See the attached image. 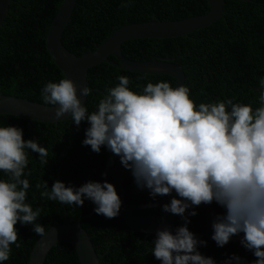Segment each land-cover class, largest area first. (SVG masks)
Masks as SVG:
<instances>
[{"label": "trees", "instance_id": "1", "mask_svg": "<svg viewBox=\"0 0 264 264\" xmlns=\"http://www.w3.org/2000/svg\"><path fill=\"white\" fill-rule=\"evenodd\" d=\"M224 1L223 18L211 26L176 39L126 42L121 48L123 57L135 62L174 59L172 63L184 71V86L190 89V99L197 106L232 99L234 103L251 105L253 109L259 107L260 82L264 80V0ZM62 2L12 1L0 29V95L54 106L44 104L41 89L48 82L58 83L64 79L46 46L50 23ZM208 11L205 0H78L62 43L69 52L80 57L96 50L123 26L180 21L202 16ZM110 61L115 59L110 58ZM119 76L128 77L129 89L138 94L143 93L148 83L167 82L171 87L175 84L168 76L142 75L100 64L88 72V87L92 94L87 97L85 107L89 113L96 110L107 89L119 84ZM7 126L22 129L25 141H37L48 151V163L42 165L38 153L25 150L28 163L22 178L28 179L30 184L25 202L33 210L41 209L35 223L41 224L46 232L65 220L67 224H75L90 215L94 207L87 199L83 206H72L41 196V191L50 190L56 181L74 189L89 181L113 184L115 156L106 147L102 146L97 154L82 144L85 130L90 125L84 121L77 127L71 118L49 124L0 116V127ZM0 180H9L8 174L0 171ZM41 182H45L48 189H37L36 185ZM124 190L125 200L131 205L143 206L164 198L152 199L147 189H139L129 170L125 175ZM212 206L218 216L226 214V210L215 202ZM194 211L197 214L188 216L187 227L198 240L206 241L207 213L200 209ZM163 213L161 206L135 215L160 216ZM181 226H184V220L179 216L175 220V230ZM82 227L101 258L100 264H161L151 254L155 238L128 230L118 217L108 219L94 212L91 218L82 222ZM15 228L17 243L21 246L10 245L9 259L0 264H29L34 245L41 237L35 234L32 225L18 222ZM201 250L220 264L229 261L234 254L244 257L247 261L244 264H254L256 260L253 252L241 243L218 247L216 243L206 241V246H198L200 253ZM44 264H79V260L72 247L57 245L49 252Z\"/></svg>", "mask_w": 264, "mask_h": 264}, {"label": "clouds", "instance_id": "2", "mask_svg": "<svg viewBox=\"0 0 264 264\" xmlns=\"http://www.w3.org/2000/svg\"><path fill=\"white\" fill-rule=\"evenodd\" d=\"M124 6V5H122ZM119 84L106 90L95 111L89 113L79 97H89L91 89H78L71 79L48 82L41 89L43 102L56 106L55 119L66 114L79 127L86 121L82 144L95 153L106 147L120 158L137 187L150 197L175 192L179 198L162 205V211L184 220L173 234L158 230L151 254L161 264H215L204 257L198 240L190 232L188 216L193 206L213 202L226 210L212 224V240L224 247L233 236L243 233L241 245L252 251L254 264H264V80L258 97L259 107L234 103L232 99L200 103L190 99V89L167 82L148 83L143 93L129 89L128 77H117ZM26 149L38 153L42 165L48 151L37 141L23 139V130L0 127V171L9 180H0V262L10 256V245L19 248L15 225H32L36 235L45 228L35 223L41 209L26 203L30 187L22 178L27 167ZM31 174L30 172L28 173ZM105 175H107L105 173ZM48 189L45 182L36 185ZM41 196L64 205L83 206L85 199L96 205L94 211L108 219L116 218L121 200L113 184L89 181L78 189L56 181ZM244 264L235 254L226 261Z\"/></svg>", "mask_w": 264, "mask_h": 264}, {"label": "water", "instance_id": "3", "mask_svg": "<svg viewBox=\"0 0 264 264\" xmlns=\"http://www.w3.org/2000/svg\"><path fill=\"white\" fill-rule=\"evenodd\" d=\"M13 0H0V29L8 15L10 4ZM78 0H63L56 15L50 23L46 46L47 51L61 71L64 79H71L79 89L88 86V72L90 69L100 65L109 64L111 67L149 76H168L175 80L173 88L185 84L184 71L180 66L172 63L174 59L158 58L151 62H135L127 60L122 55V45L134 40H161L176 39L188 36L194 32L203 30L219 19L223 18L224 0H205L209 6V11L198 17L188 18L174 22H146L123 26L112 33L96 50L86 53L80 57L69 52L62 43V37L67 29L75 6ZM114 58L115 61H110ZM82 105L86 103L87 98L79 97ZM56 106H44L33 103L26 99H20L12 96H0V116H13L26 121L39 123L57 124L71 118L66 114L60 120L55 119ZM115 156V155H114ZM128 173L120 163V158L115 156V165L113 170V185L122 202L120 213L117 216L120 222L131 231L136 233L150 235L156 238L158 230L168 229L175 234V220L179 217L170 213H163L160 216H137L138 212L161 207L170 203L172 198H177L175 192L156 203H148L143 206L131 205L125 200L124 180ZM95 209L96 205L93 203ZM94 209L90 215L79 219L75 224H63L50 228L41 236L31 252L29 264H44L49 252L57 245H69L77 254L79 264H100L101 258L97 255L92 244L90 236L82 227V222L89 219L94 214ZM200 209L207 213L205 226V240L215 243L212 240V224L217 218V213L210 205H200L190 207L187 211ZM243 234L233 236L229 243H241ZM204 257L207 255L201 250ZM244 263H247L244 257H239ZM231 260V264L235 263ZM215 264H220L216 263ZM225 264V263H224Z\"/></svg>", "mask_w": 264, "mask_h": 264}, {"label": "bare ground", "instance_id": "4", "mask_svg": "<svg viewBox=\"0 0 264 264\" xmlns=\"http://www.w3.org/2000/svg\"><path fill=\"white\" fill-rule=\"evenodd\" d=\"M0 96H3V95H0ZM13 97V96H12ZM17 98V97H16ZM21 99V98H20Z\"/></svg>", "mask_w": 264, "mask_h": 264}, {"label": "flooded vegetation", "instance_id": "5", "mask_svg": "<svg viewBox=\"0 0 264 264\" xmlns=\"http://www.w3.org/2000/svg\"><path fill=\"white\" fill-rule=\"evenodd\" d=\"M194 211V210H193ZM206 226V225H205Z\"/></svg>", "mask_w": 264, "mask_h": 264}]
</instances>
